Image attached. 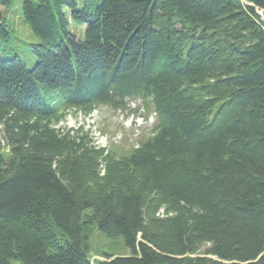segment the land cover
I'll return each instance as SVG.
<instances>
[{
    "label": "trees",
    "instance_id": "trees-1",
    "mask_svg": "<svg viewBox=\"0 0 264 264\" xmlns=\"http://www.w3.org/2000/svg\"><path fill=\"white\" fill-rule=\"evenodd\" d=\"M11 3L0 264H264V0H21L31 67ZM135 99L154 124L128 153L60 125ZM86 211L127 255L90 259Z\"/></svg>",
    "mask_w": 264,
    "mask_h": 264
},
{
    "label": "rangeland",
    "instance_id": "rangeland-1",
    "mask_svg": "<svg viewBox=\"0 0 264 264\" xmlns=\"http://www.w3.org/2000/svg\"><path fill=\"white\" fill-rule=\"evenodd\" d=\"M80 3V0H77ZM21 0H12V3L4 8V19L11 26L10 41L19 47V53L27 65L31 67L34 63L32 48L29 45L34 43L33 37L28 28L24 25L20 16ZM0 9L3 11L2 7ZM264 19V15H261ZM70 30L81 36L79 28ZM81 29L83 26L80 27ZM154 122L153 114L147 115L145 108L140 100L129 101L124 110H112L106 106H99L84 116L81 113H68L64 121L60 124L66 128L78 129L89 133L93 143L99 147L112 150L116 155L128 153L132 147L150 135ZM1 137V128H0ZM84 229L90 246L89 256L92 261L104 259L106 254L127 255L128 249L125 247L123 239L120 236H105L97 230L90 211L84 213ZM11 264H19L12 261Z\"/></svg>",
    "mask_w": 264,
    "mask_h": 264
}]
</instances>
